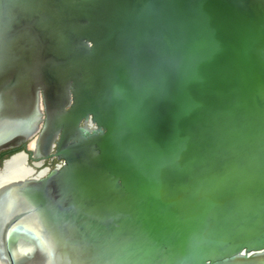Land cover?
<instances>
[{
  "label": "water",
  "instance_id": "95a60500",
  "mask_svg": "<svg viewBox=\"0 0 264 264\" xmlns=\"http://www.w3.org/2000/svg\"><path fill=\"white\" fill-rule=\"evenodd\" d=\"M42 127L0 264H264V0H0V152Z\"/></svg>",
  "mask_w": 264,
  "mask_h": 264
},
{
  "label": "flooded vegetation",
  "instance_id": "af4514ba",
  "mask_svg": "<svg viewBox=\"0 0 264 264\" xmlns=\"http://www.w3.org/2000/svg\"><path fill=\"white\" fill-rule=\"evenodd\" d=\"M71 98L72 95H70V103H73ZM64 103V97L61 96H59L57 100H54V102H50L48 107L50 115H57L60 111L68 112L70 108L66 107ZM44 106L45 104H43V107ZM45 125L46 123L43 124L44 127ZM96 131L97 126L92 121L91 116L82 119L76 130H71L69 132L67 136V146L69 147L72 144H78V139L80 137L88 138L89 135ZM62 132L63 130H60L58 134H52L49 132L44 133L42 127V136L40 140H36L37 136H34L32 139L26 141L25 144L2 150L0 152V169L6 160L21 152H24L27 155V166L35 170V175L42 172V178L46 177L53 171L62 169L65 166L66 161L56 156L61 142Z\"/></svg>",
  "mask_w": 264,
  "mask_h": 264
},
{
  "label": "bare ground",
  "instance_id": "6f19581e",
  "mask_svg": "<svg viewBox=\"0 0 264 264\" xmlns=\"http://www.w3.org/2000/svg\"><path fill=\"white\" fill-rule=\"evenodd\" d=\"M23 162H24V155L23 154H19V155L15 156L12 160H10L7 163L6 171L10 168L12 170L19 171L20 173L25 174V175L31 174V171L29 169H27L26 167H24ZM2 176H3V172L0 173V177H2Z\"/></svg>",
  "mask_w": 264,
  "mask_h": 264
}]
</instances>
